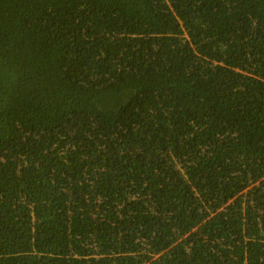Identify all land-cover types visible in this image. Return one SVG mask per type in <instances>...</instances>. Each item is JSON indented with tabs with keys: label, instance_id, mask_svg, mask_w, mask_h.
<instances>
[{
	"label": "trees",
	"instance_id": "obj_1",
	"mask_svg": "<svg viewBox=\"0 0 264 264\" xmlns=\"http://www.w3.org/2000/svg\"><path fill=\"white\" fill-rule=\"evenodd\" d=\"M0 264H264V0H0Z\"/></svg>",
	"mask_w": 264,
	"mask_h": 264
}]
</instances>
